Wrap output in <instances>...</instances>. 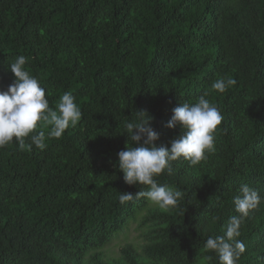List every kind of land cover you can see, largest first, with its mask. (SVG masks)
Listing matches in <instances>:
<instances>
[{
    "label": "trees",
    "instance_id": "1",
    "mask_svg": "<svg viewBox=\"0 0 264 264\" xmlns=\"http://www.w3.org/2000/svg\"><path fill=\"white\" fill-rule=\"evenodd\" d=\"M18 56L50 107L71 92L82 118L59 139L38 125L43 150L27 139L0 149V264H207L204 244L237 215L240 185L264 197V0H0V91ZM220 78L237 83L218 93ZM204 93L223 116L216 151L158 178L184 193L179 207L122 205L120 193L147 190L118 169L124 123L146 111L155 145L170 146L180 134L165 126L172 109ZM140 214L144 244L109 257ZM239 239L238 264H264V200Z\"/></svg>",
    "mask_w": 264,
    "mask_h": 264
},
{
    "label": "clouds",
    "instance_id": "2",
    "mask_svg": "<svg viewBox=\"0 0 264 264\" xmlns=\"http://www.w3.org/2000/svg\"><path fill=\"white\" fill-rule=\"evenodd\" d=\"M26 57L18 56L9 66L14 80L6 90L0 91V149L16 143L21 149L26 139L29 147L43 150L45 132L36 129L51 126L48 137L59 139L69 127H75L82 118V111L71 92H65L55 109L49 106L46 91L40 81L26 69ZM232 78L215 80L211 87L224 93L236 85ZM201 95L195 103L180 102L172 109V116L166 123L169 129L179 128L180 134L169 141L170 146L155 145L159 134L151 126L153 117L146 111H135V119L124 123L127 146L117 153L118 169L123 173L127 185L147 186V190L120 193L123 205L134 199L144 198L161 209H176L184 198L181 190L161 184L158 178L171 174L172 162L183 159L190 166L206 161L216 151V132L223 120L219 108ZM135 130V131H134ZM183 130V134H181ZM264 197L248 184H241L239 195L233 198L237 215L228 218L224 235L209 236L204 244L207 264H238L246 245L239 239L241 226L250 214L258 210ZM213 221L218 217H213Z\"/></svg>",
    "mask_w": 264,
    "mask_h": 264
},
{
    "label": "rangeland",
    "instance_id": "3",
    "mask_svg": "<svg viewBox=\"0 0 264 264\" xmlns=\"http://www.w3.org/2000/svg\"><path fill=\"white\" fill-rule=\"evenodd\" d=\"M146 212L143 211L142 214ZM140 214L139 218L132 220L128 227L124 229L118 236H116L109 245L105 248V253L112 258H118L121 253V248L127 243L134 244L136 246L144 244L145 241V225H141L140 221L142 217Z\"/></svg>",
    "mask_w": 264,
    "mask_h": 264
}]
</instances>
